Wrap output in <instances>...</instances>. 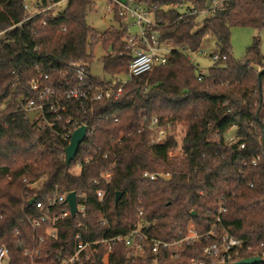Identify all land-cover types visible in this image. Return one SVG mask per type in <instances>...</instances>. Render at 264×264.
<instances>
[{"label":"trees","instance_id":"16d2710c","mask_svg":"<svg viewBox=\"0 0 264 264\" xmlns=\"http://www.w3.org/2000/svg\"><path fill=\"white\" fill-rule=\"evenodd\" d=\"M128 1L154 9L162 38L178 48L167 63L132 78L118 100L97 102L93 111L81 112L88 134L76 159L94 158L75 174L74 162L65 164L62 128H42L20 102L39 71L63 80L72 62L87 63L88 76L104 86L89 65L99 41L107 50L106 71H128L133 57L126 40L128 24L118 16V29L96 31L86 20L95 0H66L56 12L60 0H36L35 7H48L46 24L42 14L26 19L30 13L24 0H0V244L9 246L11 264H32L22 257L17 240L32 241L29 218L38 214L37 200L74 191L87 205L85 221L93 240L126 235L139 223L151 237L173 240L190 223L209 229L222 203L223 226L258 250L262 261L256 264H264V54L259 38L243 59L233 56L231 45L235 26L264 29V0H217L219 8L202 21L189 10L192 5L205 9L206 0ZM21 21L22 27L10 28ZM212 41L226 58L213 62L199 81L201 70L188 56ZM153 118L173 125L164 142L152 141ZM176 123L185 127L181 142ZM231 129L238 135L236 143L213 139L220 132L223 140ZM240 143L245 148L238 149ZM179 147L182 154L177 156ZM257 156L261 161L252 165ZM107 169L109 175L102 176ZM146 171L171 175L150 180ZM100 189L105 193L102 200L97 196ZM77 224L76 217L62 220L58 237L42 244L33 264H59L71 254ZM205 244H185L178 257L171 256L172 250L162 251L158 264H213L203 253ZM108 246L97 244L96 251L75 264H153L148 244L144 254H135L133 246L112 242L106 260Z\"/></svg>","mask_w":264,"mask_h":264},{"label":"built area","instance_id":"2783aa9c","mask_svg":"<svg viewBox=\"0 0 264 264\" xmlns=\"http://www.w3.org/2000/svg\"><path fill=\"white\" fill-rule=\"evenodd\" d=\"M63 1L60 0V3ZM106 2L108 13L117 14L127 24L129 20H133V24L138 25L140 29L138 33L132 35L128 25L126 40L128 45L133 48V57L127 71L130 79H122L118 74H114L110 79H103L105 81L104 86H100L99 84H95L88 76L87 63L72 62L63 80L57 81L50 73L39 71L29 81V95L19 105L26 115L31 117L42 128H49L55 131L62 128L61 136L67 145H69L74 131L82 125H86L81 118V112L93 111L97 102L118 100L123 93L124 86L132 78L149 73L157 65L167 63L172 50L175 47L178 48L175 43L162 38L159 30V21L156 20L154 9H146L128 0H106ZM32 7H34L33 4L24 3V9L30 13L26 19L42 14V23L46 24L47 19L50 17V14L47 12L48 7H36L33 12L31 10ZM217 8H219V3L217 0H213V4L208 11L214 12ZM203 10H197L192 5L189 14H199ZM182 17L180 16V18ZM22 24V21L13 23L10 28L22 27ZM198 52L209 57L213 62L226 58L225 55H221L216 51L208 53L200 50ZM191 54L188 56L189 59ZM196 65L199 68V65ZM204 73L205 71L201 70V73L197 76L199 81L203 79ZM178 125L177 123L174 125L175 133L177 132L176 128ZM172 127V123L161 124L157 118H153L150 126L154 131L152 141L156 143L164 142L167 136L173 133L171 132ZM233 130H229L223 140L220 137V132H216L213 135V139L218 143L224 142L226 145H232L238 141V135ZM87 134L88 127L86 136ZM85 141L86 137L81 145L85 144ZM243 148H245V143H240L238 149ZM77 155L71 164L74 162L73 168H79L80 170L85 163H89L94 158V155H89L84 159H76ZM261 159V156L255 157L251 161L252 165H257ZM243 164H247L246 161ZM109 173L110 169H107L101 175L106 176ZM170 175L169 172H144V176L150 180L168 178ZM30 186L35 187L36 185L34 183ZM68 194L64 193L56 197H48L45 200H37L36 209L38 210V214L29 218V222L34 230L32 241L28 242L22 237L17 240L22 257L32 264L42 254V244L48 240L56 239L62 225V220L70 216L77 218V225L80 229L74 236L73 252L61 258L59 264L82 263L85 258L96 251L95 246L102 242H107L109 245L105 254V259L107 260L111 251V243L116 241H123L127 246H133L135 254H144L147 248L146 245L148 244L153 253V264H158L159 254L162 251L172 250L171 256L178 257L180 255V248L183 245H196L201 241H206L203 253L206 257L213 259V264L236 262L241 260L240 257L242 255L250 253H253V256H260L258 250L247 245L244 239L235 236L223 226L222 214L226 212V208L222 206V203H220L221 205L217 211L215 221L209 229L202 231L194 223H190L186 231L184 233L178 232V237L173 240L151 237L140 223L126 235L118 234L110 238L93 240L90 238L89 226L85 221L88 214L87 205L79 201L82 195H77V211L73 214L66 200ZM104 195L103 190L97 191V196L100 200L104 198ZM32 199V203H34L36 198ZM142 214L143 211L139 210L138 216L140 217ZM0 218H2L1 214ZM101 223L104 224L106 221L101 220ZM0 264H11L10 248L6 243L0 244ZM200 264H204V261L201 260Z\"/></svg>","mask_w":264,"mask_h":264},{"label":"rangeland","instance_id":"374dc122","mask_svg":"<svg viewBox=\"0 0 264 264\" xmlns=\"http://www.w3.org/2000/svg\"><path fill=\"white\" fill-rule=\"evenodd\" d=\"M25 3L33 4L34 7L31 8L32 12L35 11V1L36 0H24ZM66 0L61 2L59 6L55 8V12L61 6H64ZM213 4V0H206V8L205 10L201 11L197 19L199 21L204 20L208 17L211 13L208 11ZM118 15L115 13H108L107 11V2L106 0H95L93 5V10L90 11L87 15V22L88 24L94 28L98 32H106L109 30L118 29L120 27V23L118 20ZM128 25L130 28V32L132 35H135L139 32V26L133 24V20L128 21ZM255 38H259L261 40V51L264 54V29H257L252 26H235L231 29V45H232V54L236 59H243L246 55L247 48L253 43ZM93 59L90 62V71L94 77L101 78V79H110L112 75L108 73L105 69L104 64V56L107 54V50L104 44L99 41L96 42L93 46ZM208 53H212L216 51L214 42H210L208 45L204 47L203 50ZM190 59L193 63L198 64L199 68L202 71H207L208 68L213 64V60L209 57L204 56L201 52H194L190 55ZM122 79H130V75L128 72H122L118 74ZM177 134L178 139L181 142L183 137V133L185 131V127L182 125L177 126ZM174 154L180 156L182 154L181 148H177L174 151ZM72 171L75 174L80 172L79 168H72Z\"/></svg>","mask_w":264,"mask_h":264},{"label":"water","instance_id":"95a60500","mask_svg":"<svg viewBox=\"0 0 264 264\" xmlns=\"http://www.w3.org/2000/svg\"><path fill=\"white\" fill-rule=\"evenodd\" d=\"M260 96H261V101H262L263 100V90H262L261 85H260ZM86 133H87V126L82 125L77 130L74 131L69 145H67L65 147V150H64L65 151V164L67 167H69L71 165V162L75 159V157L78 153V150L80 148V145L85 140ZM263 139H264V133H263ZM120 196H121V192H118L116 199L118 200L120 198ZM66 200L69 203V206L71 208L72 213L75 214L77 211V194H76V192H74V191L70 192L67 195ZM32 202H33V199L31 200L30 203H32ZM261 261H262V258L260 256H253V257H248V258L238 260L236 262L222 263V264H256V263H259Z\"/></svg>","mask_w":264,"mask_h":264}]
</instances>
